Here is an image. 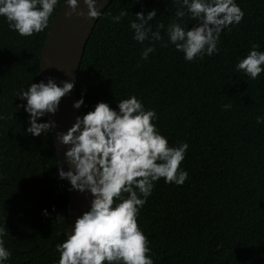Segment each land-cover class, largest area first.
<instances>
[{
  "label": "trees",
  "instance_id": "trees-1",
  "mask_svg": "<svg viewBox=\"0 0 264 264\" xmlns=\"http://www.w3.org/2000/svg\"><path fill=\"white\" fill-rule=\"evenodd\" d=\"M244 18L221 32L219 53L188 62L167 42L175 0H112L98 18L80 62L79 115L98 101L116 108L136 95L155 109L158 130L169 145L189 144L181 168L183 185L155 183L141 208L138 225L148 236L154 264H264V72L249 79L235 70L253 44L264 51V0H236ZM20 36L0 17V226L5 225L6 264H57L56 245L70 227L66 179L58 177L51 133L25 130L28 114L16 98L39 82L40 61L49 27ZM155 8L162 41L141 60L144 44L133 40L131 19ZM128 12L119 23L112 16ZM182 24L193 26L189 16ZM166 45V46H164ZM231 104L227 110L223 105ZM47 121L46 115L39 118ZM61 167V166H60ZM47 210L48 215L42 214ZM64 220H56L57 215Z\"/></svg>",
  "mask_w": 264,
  "mask_h": 264
},
{
  "label": "clouds",
  "instance_id": "clouds-1",
  "mask_svg": "<svg viewBox=\"0 0 264 264\" xmlns=\"http://www.w3.org/2000/svg\"><path fill=\"white\" fill-rule=\"evenodd\" d=\"M98 0H82L86 8L78 6L79 0H63L68 9L65 16L73 14L88 18H100L103 12L97 8ZM60 0H0V17H4L9 29L20 36H32L48 27L49 17ZM179 5L175 19L165 29L167 42L174 45L188 62L211 57L219 53V38L225 29L231 31L244 18V11L236 0H175ZM126 10L109 16L115 23L127 15ZM131 19L133 40L144 44L141 60H147L155 52V42L162 41L157 25L153 31L149 22L156 18V9L147 13L137 12ZM193 23H181L185 16ZM166 46V45H164ZM259 45L251 49L235 64V70L255 80L264 72V51ZM74 83L61 81L58 86L53 78L47 82H31L21 89L16 98L25 101L22 107L28 114L26 132L33 136L47 135L56 126L55 121H40L46 114H55L60 100L69 94ZM83 94L73 102L81 108ZM231 104L223 105L227 110ZM0 115V120L5 119ZM158 118L152 108H145L136 95L117 101L112 108L105 101H98L83 115H78L66 130L56 133L59 144L66 146L65 171L58 165V177L70 182L71 189L91 195L89 207L77 216L65 232L66 238L56 245L59 253L57 264H154L150 241L138 225L141 208L153 193L155 183L163 178L166 184L183 185L188 172L181 168L189 144L185 141L170 146L168 138L157 128ZM257 124L264 117H256ZM42 214L48 215L47 210ZM56 220H64L57 215ZM5 225L0 226V264H6L11 251L5 247Z\"/></svg>",
  "mask_w": 264,
  "mask_h": 264
},
{
  "label": "water",
  "instance_id": "water-1",
  "mask_svg": "<svg viewBox=\"0 0 264 264\" xmlns=\"http://www.w3.org/2000/svg\"><path fill=\"white\" fill-rule=\"evenodd\" d=\"M112 0H98L99 11L107 7ZM78 6L85 8L82 0ZM68 9L67 4H62L56 13L46 36L41 52L39 81L47 82L51 77L60 85L61 81L71 80L74 83L70 93L61 98L58 110L55 114H46L47 121H55L56 126L50 130L56 155L60 166L66 171L68 165L64 163V150L66 146L59 144L56 133L66 131L76 116L79 109L73 107V102L77 100V80L80 62L85 50L86 43L98 20L86 16H65ZM86 11V8H85ZM69 196V220L70 227L77 216L88 210L91 195L80 193L71 189L70 182L66 180Z\"/></svg>",
  "mask_w": 264,
  "mask_h": 264
}]
</instances>
